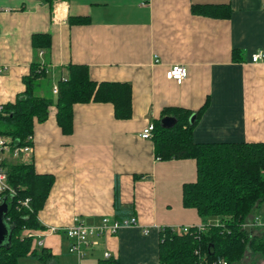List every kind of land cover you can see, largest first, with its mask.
<instances>
[{
	"label": "crops",
	"instance_id": "1",
	"mask_svg": "<svg viewBox=\"0 0 264 264\" xmlns=\"http://www.w3.org/2000/svg\"><path fill=\"white\" fill-rule=\"evenodd\" d=\"M193 5L230 11L212 18L193 14ZM71 17L89 23L71 25ZM33 34L50 36L41 56L31 45ZM256 53H264V0H68L52 6L0 0V105L24 91L33 61L46 69L37 88L41 97L55 99L52 87L67 78L71 64L85 65L93 81L131 87L128 120L116 119L109 103L91 102L73 105L68 135L54 107L35 123L31 164L37 174L54 177L37 213L43 228L37 246L51 257L41 263L29 256L19 264H77L63 230L75 219L87 226L115 219L116 184L122 210L116 220L133 216L137 226L99 238L80 264H97L105 252L119 264H157L162 228L204 225L182 206V186L194 182L195 162L156 159L153 142L140 134L165 108L196 112L207 103L193 129L195 143L264 144V63H251ZM174 64L188 71L180 85L165 78ZM262 205L246 221L252 236L262 231L253 225L263 219ZM50 228L58 232L49 234Z\"/></svg>",
	"mask_w": 264,
	"mask_h": 264
},
{
	"label": "trees",
	"instance_id": "2",
	"mask_svg": "<svg viewBox=\"0 0 264 264\" xmlns=\"http://www.w3.org/2000/svg\"><path fill=\"white\" fill-rule=\"evenodd\" d=\"M52 6L57 1L36 0ZM228 6L193 5L191 12L212 18H226ZM71 25L89 23L86 17L69 18ZM51 39L48 34H33L31 45L35 52L48 51ZM238 61L237 51L232 53ZM45 66L33 61L29 74L23 78L24 91L14 103L3 106L0 115V135H7L22 144L33 134L35 123L44 122L49 109H56V122L62 133L68 135L73 125V105L109 103L114 117L128 120L131 117V87L125 83L96 82L90 79L85 65H69L67 78L57 84V95H37L39 81L45 77ZM207 107L198 111L170 107L161 112L154 122L151 141L156 159L160 161L193 160L195 180L182 186V206L194 210L205 228L187 226L186 232L165 228L160 233L157 264H211L224 260L229 264H242L244 258L259 256L264 264V228L252 236L244 226L250 214L264 203V144L263 143H195L193 129ZM195 115L193 121H190ZM170 117L175 124L163 128L161 120ZM8 182L16 196L7 202L4 222L9 228V239L0 246V264H19L25 257L41 263L50 254L37 246V239L29 233L42 231L37 213L43 208L53 185L54 177L37 174L32 164L8 165ZM28 198L30 209L18 205ZM114 208L116 218L122 210L119 189L115 185ZM115 218V219H116ZM213 220V222H210ZM185 227V226H184ZM97 264H119L113 258Z\"/></svg>",
	"mask_w": 264,
	"mask_h": 264
},
{
	"label": "built area",
	"instance_id": "3",
	"mask_svg": "<svg viewBox=\"0 0 264 264\" xmlns=\"http://www.w3.org/2000/svg\"><path fill=\"white\" fill-rule=\"evenodd\" d=\"M42 52H39V56ZM252 64L264 63V53H256L251 56L250 59ZM1 72V69H0ZM188 71L185 65L174 64L169 66L165 72V78L168 81L175 82L180 85L187 78ZM58 88L56 85L52 87V94L57 95ZM3 112V106L0 105V115ZM154 130V124L149 123L141 132L140 138L143 140H151L152 133ZM34 154L33 136L29 135L26 137L22 144L14 140L12 137L7 135H0V205L9 202L16 196V190L12 188L8 182V165L10 164H31ZM29 199L18 200L19 206L31 211ZM8 209V206H7ZM253 225L261 227L258 220H254ZM137 226V220L131 216L126 219L116 220L104 217L101 219L98 225L87 226L75 219L73 224L67 228H64V235L69 242L68 253L75 257L77 264L83 260L85 255L95 249L98 246V239L106 235H114L119 230L128 227ZM205 225L198 226L199 230H203ZM245 228V226H244ZM165 228L161 229V232ZM172 231H183L186 232L189 227H173L169 228ZM58 232L55 228L48 230L49 234ZM148 232L144 230L146 235ZM28 237L37 238V245L42 246L41 234L29 233ZM105 259L110 258V254L104 253ZM211 264H229L224 260L214 261Z\"/></svg>",
	"mask_w": 264,
	"mask_h": 264
},
{
	"label": "water",
	"instance_id": "4",
	"mask_svg": "<svg viewBox=\"0 0 264 264\" xmlns=\"http://www.w3.org/2000/svg\"><path fill=\"white\" fill-rule=\"evenodd\" d=\"M195 118V115H192L190 121L192 122ZM175 124V120L170 117H165L161 120V126L165 129L172 127ZM7 214V205L3 203L0 205V246H3L4 243L9 239V228L4 222V217Z\"/></svg>",
	"mask_w": 264,
	"mask_h": 264
},
{
	"label": "rangeland",
	"instance_id": "5",
	"mask_svg": "<svg viewBox=\"0 0 264 264\" xmlns=\"http://www.w3.org/2000/svg\"><path fill=\"white\" fill-rule=\"evenodd\" d=\"M258 213L263 217V219L260 220V224H263L264 223V205L261 206ZM242 264H263V261L260 259L259 256H247L244 258Z\"/></svg>",
	"mask_w": 264,
	"mask_h": 264
}]
</instances>
